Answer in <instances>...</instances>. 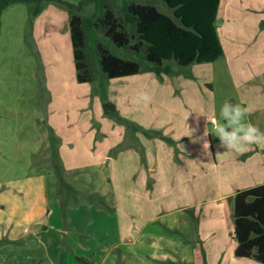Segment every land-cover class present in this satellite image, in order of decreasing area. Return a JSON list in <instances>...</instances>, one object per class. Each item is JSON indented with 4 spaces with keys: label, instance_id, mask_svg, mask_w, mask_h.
<instances>
[{
    "label": "rangeland",
    "instance_id": "rangeland-1",
    "mask_svg": "<svg viewBox=\"0 0 264 264\" xmlns=\"http://www.w3.org/2000/svg\"><path fill=\"white\" fill-rule=\"evenodd\" d=\"M81 1H48L32 23L26 2L10 4L1 13L0 264H59V253L67 254L69 250L77 253L81 249L94 254L99 264H156L151 257H144L151 251L155 255L150 245L128 240L138 231L126 230L131 209L123 202L118 203L120 211L116 209L113 180L105 179L103 183L92 179L86 182L87 190H80L84 181L78 176L85 174L86 166L91 168L94 159L104 155L107 144L115 141V137L110 138L115 132H124L122 142L125 143V133L131 128L128 123L138 124L142 129L145 124L140 125L138 121L157 122L155 117L168 109V98L183 104L176 116L188 114L193 119L196 116L209 127L205 139L210 142V154L203 148L202 167L209 170L214 162L218 163L216 171L211 173L202 168L201 178L196 179L200 202L195 208L199 220L198 224L193 221V228L200 231L201 227L207 240L204 246L214 243L212 246L224 247L226 260L221 264H263L255 258L235 256V261L228 260L235 241L232 236L234 202L228 195L221 202L219 199L214 202V198L220 192L215 174L226 176L228 169L241 166L254 171L260 158L256 154L260 150L256 149L264 148L250 146L248 155L256 156L244 162L236 152L220 147L213 125L206 120L207 116H214L218 123H225L220 117L222 106L226 102L233 106L241 103L249 110L245 121L264 132V0H231L227 6L226 0L223 1L218 27L225 54L215 62L183 67L174 63L173 67L180 72L177 75L158 77L154 72H143L116 78H107L102 72L97 42L102 41L121 56L133 53L106 37L99 21L104 11H97L98 0L85 1L80 7ZM106 1L117 16L124 18L127 2L147 0ZM155 3L172 14V9L163 2ZM67 5L80 7L79 12L87 22L86 61L92 76L88 82L77 78L70 33L71 9ZM93 21L98 25L91 32ZM103 88L107 96H103ZM140 92L152 97L147 106L137 102ZM251 150L254 151L251 153ZM113 151L112 147L110 152ZM53 152L60 157L67 181L83 193L79 203L70 205L66 212L57 195ZM251 175L253 178L254 173ZM156 181L154 176L148 181L150 202L144 211L148 217L159 215L158 219L148 221L151 226L159 225L167 230L168 220L173 221L174 217L163 214L192 199L181 197L180 190L176 195L160 199L152 186ZM232 188L223 182L221 191L226 194ZM91 192H98L100 197L91 200L87 196ZM139 218L134 219L135 226L145 222ZM175 220L177 223L179 219ZM211 232H216L213 239ZM170 234L182 242L190 238L186 233ZM191 243L196 247L193 258L199 264L205 263L208 256L201 249L199 232L192 235ZM175 253L186 257L181 250L176 249Z\"/></svg>",
    "mask_w": 264,
    "mask_h": 264
},
{
    "label": "trees",
    "instance_id": "trees-1",
    "mask_svg": "<svg viewBox=\"0 0 264 264\" xmlns=\"http://www.w3.org/2000/svg\"><path fill=\"white\" fill-rule=\"evenodd\" d=\"M48 1L51 0H0V30L1 13L10 4L28 3L32 23L34 18L45 9ZM85 1L90 0H82L80 7ZM157 1L169 6L172 14L161 10L155 3ZM220 3L221 0H147L144 3L131 1L125 4V15L122 18L116 15L106 0H98L97 11H104L99 21L106 37L121 49L133 53L132 56H121L114 53L102 41L96 40L98 44L96 53L102 72L107 78L125 77L143 72H154L158 77H162L163 74H180L173 67L174 63L183 67L193 63L215 62L225 54L218 31ZM80 7L69 6L70 33L77 78L88 82L92 80L86 61L88 28L85 18L79 12ZM96 25L98 23L93 21L91 32L95 31ZM102 91L103 96H107L104 88ZM128 124L131 128H140L138 124ZM142 131L147 135L159 134L156 130L151 133L145 129ZM53 156L52 164L58 176L57 195L62 209L66 212L70 205L79 203L83 193L67 181L58 153L53 152ZM87 196L95 200L99 193L91 192ZM233 201L235 254L238 257L255 258L264 264V183L238 190ZM173 232L185 234L178 229ZM65 264L99 263L69 250ZM171 264L189 263L171 262Z\"/></svg>",
    "mask_w": 264,
    "mask_h": 264
},
{
    "label": "crops",
    "instance_id": "crops-1",
    "mask_svg": "<svg viewBox=\"0 0 264 264\" xmlns=\"http://www.w3.org/2000/svg\"><path fill=\"white\" fill-rule=\"evenodd\" d=\"M223 1L224 0H221L220 3L219 16L223 8ZM230 2L231 0H226V6ZM218 31L221 40L219 27ZM167 103V111L164 113L160 112L159 115L155 117L157 118V122L153 120H151V122L146 121V123L138 121L140 125L145 124L142 129L130 128L126 131L125 143L122 142L124 132H120L119 134L115 132V135H111L110 138L113 139L115 137V141L113 144L112 142L107 144L108 148L105 151L103 150L104 155L101 154L97 159H94V161L90 163L91 168L90 166H86L84 170L85 174L79 173L78 177L81 178V181H84V187L81 188L80 186L79 188L80 190H87L86 182L92 179H98L101 182L105 181V179L113 180L112 188L114 191L112 193L115 197L114 203L117 205H115L116 209L120 211L118 203L122 202L127 203L131 209L129 218L127 219L129 224L126 230L133 231L135 229L138 231L135 237L131 235L128 237V240L134 243L142 241L150 245L156 253L152 256V251L147 252V256L144 257H151L154 263L171 264V262H183L199 264V261L193 258L196 247H193L191 243L192 235H195L196 232L198 235L199 232V239L203 244L201 249L204 248L208 256L205 258V263L203 264H221L226 260V251L224 247L212 246L214 243H211L212 245L209 244V246L208 244L204 246L207 240L204 238L201 227L199 229L200 231L193 228V221L194 223L197 221L198 224L199 220V215L195 208L198 207L197 205H199L200 202L199 195L197 194L199 182H197L196 179L201 178L202 168H204L206 172L208 171V173H211L212 170L216 171L218 167L217 162H214V166H210L209 170H207L206 167H202L204 134L205 130L209 133L208 129H206L209 127L207 124H203L201 119L196 116L195 119L189 117L188 114L176 116L178 111L181 112L180 110L183 109V104L175 103L172 99L170 100V98H168ZM187 104L189 105V103ZM187 104H185V106H187ZM206 122L210 123L207 120ZM143 129L150 133L156 130L159 134L157 136L147 135L142 131ZM174 137H181V139H174ZM112 147L114 151L111 153L110 149ZM256 150H260V152L257 151L259 153H256L260 155V158L257 159L258 166L254 168V171H252V168H250V171L247 167L244 169V166H241L234 167L233 169L231 167V169L227 170L226 176H221L219 172H214L216 173L215 179L220 190L219 195L214 198V202H217L216 199H219L218 201L221 202L226 195L234 202L233 197L238 190L243 188L247 189L264 183V149ZM253 151L254 150H251L250 152L252 153ZM256 154L249 156L248 151L243 154L236 153L238 159H244V162L253 159L252 157H255ZM252 172L254 173L253 178L251 177ZM255 172L257 173L256 175ZM152 176L157 178L155 186L153 184L152 186L158 198L163 199L167 195H176V192L180 190L181 192L178 194L181 197L185 196L186 198L192 199V202L187 201L184 204H180L178 207H174V209L171 208L170 212L167 214H163L164 217H167V215H169L168 218L171 216L174 217L173 221L168 220L169 224H166L167 230L159 225L151 226L150 220L153 221V219H158L159 215L155 213L156 216L150 214L148 217V212L144 211V207H148L147 203L150 202L149 193L151 191L148 187V181L149 179L151 180ZM223 182L233 187L226 194L221 191ZM96 190L101 193L98 187ZM136 201L137 208H135ZM163 215L161 214L160 216ZM136 216H139V220L141 221L145 219L143 224L141 222V226L134 225ZM176 217L181 221L178 220L176 223ZM150 229H152V233ZM176 229L188 234L190 238L182 242L177 236L170 234ZM25 231L27 230L25 229ZM215 234L216 232H211L210 236L212 239ZM233 234L234 227L232 229V236L235 241H232L228 260L235 261V258L238 256L235 254L236 239ZM164 248H168L169 250L165 251ZM160 249L163 250L161 251ZM176 249L183 251L186 257H179L181 255L178 256L177 253H175ZM85 251V249H81L77 254H79V256L90 257L98 262L94 254L91 252V254H88ZM212 255L216 258L212 257ZM66 257L67 254L63 251L59 253V264H65Z\"/></svg>",
    "mask_w": 264,
    "mask_h": 264
},
{
    "label": "clouds",
    "instance_id": "clouds-1",
    "mask_svg": "<svg viewBox=\"0 0 264 264\" xmlns=\"http://www.w3.org/2000/svg\"><path fill=\"white\" fill-rule=\"evenodd\" d=\"M152 97L147 92H140L137 102L147 106ZM248 108L236 103L235 106L226 102L220 112V117L225 123H218L214 116L208 117L207 121L213 125V133L220 140V147H226L236 153L243 154L249 151L250 146L256 145L264 148V132L250 122L245 121L248 114ZM208 135L205 130L204 136ZM181 139V137H174ZM203 148L207 154H210V142L204 140Z\"/></svg>",
    "mask_w": 264,
    "mask_h": 264
},
{
    "label": "built area",
    "instance_id": "built-area-1",
    "mask_svg": "<svg viewBox=\"0 0 264 264\" xmlns=\"http://www.w3.org/2000/svg\"><path fill=\"white\" fill-rule=\"evenodd\" d=\"M217 120V119H216ZM218 122V121H217Z\"/></svg>",
    "mask_w": 264,
    "mask_h": 264
}]
</instances>
